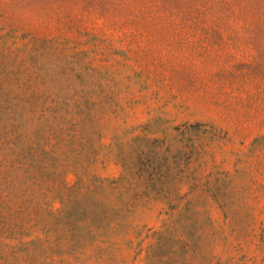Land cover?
Instances as JSON below:
<instances>
[{"label": "rangeland", "instance_id": "obj_1", "mask_svg": "<svg viewBox=\"0 0 264 264\" xmlns=\"http://www.w3.org/2000/svg\"><path fill=\"white\" fill-rule=\"evenodd\" d=\"M0 264H264V0H0Z\"/></svg>", "mask_w": 264, "mask_h": 264}]
</instances>
